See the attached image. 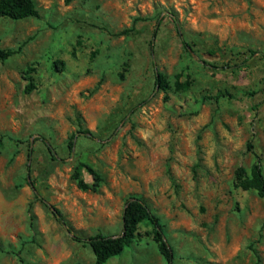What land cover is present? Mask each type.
Instances as JSON below:
<instances>
[{"label":"rangeland","instance_id":"1","mask_svg":"<svg viewBox=\"0 0 264 264\" xmlns=\"http://www.w3.org/2000/svg\"><path fill=\"white\" fill-rule=\"evenodd\" d=\"M34 1L38 16L0 18V48L22 44L0 61V264L94 262L29 182L80 236L119 234L125 200L139 195L170 264H255L249 244L264 264V198L235 184L239 167L264 174V0ZM154 69L171 84L166 101ZM177 74L188 88L173 89ZM82 164L103 177L97 191L71 178L78 168L91 182ZM137 230L104 264H168L151 225Z\"/></svg>","mask_w":264,"mask_h":264},{"label":"trees","instance_id":"2","mask_svg":"<svg viewBox=\"0 0 264 264\" xmlns=\"http://www.w3.org/2000/svg\"><path fill=\"white\" fill-rule=\"evenodd\" d=\"M65 3H69L73 0H64ZM31 16H38V10L34 0H0V18H10L13 20H19ZM160 25V19H158L157 24L153 30V37L156 36L158 28ZM176 32L180 37L181 43L184 49L192 53V46L189 41L186 40L183 31L178 25L175 24ZM134 28H125L122 29L116 34H127L130 31H133ZM22 44L17 48H0V61L7 59L12 54L20 52ZM210 54L213 51L209 50ZM254 51L249 52V56H252ZM151 54H154V49L151 47ZM264 56V53H262ZM246 61V60H245ZM62 64L61 61H59ZM213 68H218L217 66H212ZM33 66L27 67L23 72V76L27 83L24 87L25 92H30L34 89L35 84L33 82L32 76L29 75L34 71ZM154 82L160 90L164 92V101L168 99V93L172 89L169 80L166 75L160 70L154 69ZM212 74L221 73L219 70H209ZM123 74H121L122 76ZM191 82L188 78L185 80H180V75L175 76L174 88L176 91L186 89L190 86ZM80 132V131H79ZM83 133H89L88 130H84ZM73 138L74 134H71L67 141V147L69 151L73 148ZM50 153L51 159H56V154L53 148L50 146L44 138H41ZM246 147L248 150L253 148V145L250 140L247 141ZM30 156V152L28 153ZM84 168L88 171L91 176V182H85L78 168L72 172L71 178L74 179L77 183V186L83 190L97 191L101 185L103 177L94 170L89 164H82ZM235 184L236 186L248 190L253 189L256 191L257 195L261 198H264V174L260 164L257 162L250 168L249 173L247 174L246 170L243 167H239L235 170ZM31 187L34 190L35 198L46 206L49 207L52 215L55 220L65 227L70 238L76 242L82 243L83 245H88L94 254V262L92 264H104L107 259L110 257L119 254L126 244H129L137 235L140 236L141 233L137 230L140 222L146 220L152 227V239L156 243L159 253L164 257L166 262L170 264L173 259V249L168 244L167 240L164 237L163 224L159 216L152 210L150 205L139 195H130L125 200V205L122 210L121 220L122 228L119 234H103L101 232H96L87 236H80L76 234L72 227L68 224V221L65 219L62 212L53 204L45 201L36 191L33 182H29ZM248 248L253 252L256 260L255 264H261V259L257 249L249 244ZM77 264V263H76Z\"/></svg>","mask_w":264,"mask_h":264},{"label":"crops","instance_id":"3","mask_svg":"<svg viewBox=\"0 0 264 264\" xmlns=\"http://www.w3.org/2000/svg\"><path fill=\"white\" fill-rule=\"evenodd\" d=\"M121 225H122V220H121Z\"/></svg>","mask_w":264,"mask_h":264}]
</instances>
